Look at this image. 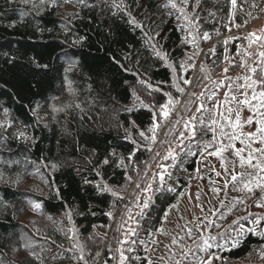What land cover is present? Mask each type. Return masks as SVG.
<instances>
[{"label": "trees", "instance_id": "obj_1", "mask_svg": "<svg viewBox=\"0 0 264 264\" xmlns=\"http://www.w3.org/2000/svg\"><path fill=\"white\" fill-rule=\"evenodd\" d=\"M167 2L0 0V264H118L122 255L121 264H151L156 235L169 226L196 259L161 264H200L205 240L211 264H264V235L248 228L229 242L247 212L264 209L255 183L251 192L227 183L211 224L224 226V236L190 244L193 234L182 230L184 193L214 145L216 125L205 134L213 116L228 175L234 164L238 178L254 171L239 167L221 128L231 136L227 109L239 104L232 97L248 76L244 29L262 16L264 0ZM225 69L231 77L216 110L215 78ZM192 116L203 123L191 120L195 134L187 131L174 159L162 158L176 124ZM154 170L150 200L124 240L130 199ZM211 176L202 178L209 186Z\"/></svg>", "mask_w": 264, "mask_h": 264}, {"label": "rangeland", "instance_id": "obj_2", "mask_svg": "<svg viewBox=\"0 0 264 264\" xmlns=\"http://www.w3.org/2000/svg\"><path fill=\"white\" fill-rule=\"evenodd\" d=\"M245 30L246 32L243 36L248 41V48L244 57L243 69L248 74V76L246 77L247 79L245 78L237 84L234 96L236 101H239V104H236V102L234 103V105L231 107L232 111H228L226 119L228 121V125L229 123L231 124V126H229L231 136L237 137L236 139H232L233 146L236 148V150L243 149L244 151L242 155L247 156L249 145L252 149L264 148V144H260L258 142L261 136V133L258 131L260 128L258 121L264 119V106L260 105L259 93L264 91V86H260L259 84L250 86L252 85V80L257 78L256 74L251 71L253 68L256 69V72L258 70L257 74L264 75V72H262V69H264V64L261 63L260 57V53L264 52V12L254 25H252L248 30L244 29V31ZM253 33L254 36L251 35ZM233 34L234 33H231L229 35L232 36ZM256 37H261L262 39L257 40ZM230 77L231 76L225 73L224 70L221 76L215 78L218 80V82L215 83V89L217 90L218 96V105L216 106V110H220L223 105L226 93L225 89L227 87L226 82ZM245 98H247L248 103L243 102ZM168 117H170V115ZM172 117L173 115L170 117V119H172ZM237 117H239L238 120ZM218 119L219 118H217V124L215 126L216 137L214 139V145L208 152L203 154L200 160L199 168L195 174L194 182L188 188V190H186L183 197L182 206L186 215L188 216L189 223V226L185 224V227H182L183 233L185 235H189L190 226H195L196 228V232H191L194 237L189 241L190 244L197 243V241L203 236L208 238L211 237L212 239V237H221L222 235L224 236L227 232L224 226H211L212 222L214 221V213L222 199L225 187L227 183L231 181V174L228 175V172L223 170V166L228 170L229 164H231V162L228 161V164L226 162L227 160L222 155L221 157L209 155L210 152H214L220 147L217 136V132L220 128ZM249 120H251L250 123ZM187 131L184 128V124L181 126V123H177L174 127V130L171 132L169 139L167 140L170 141V139H172L171 144H167L163 147V149L160 151V156L162 158L166 157L169 151L175 154L177 149L190 136V133L188 134ZM180 133H184L183 139L180 138ZM249 133H254V135L249 138ZM174 134L178 135L173 137ZM241 141H244V143H241ZM260 155L261 154L259 152H255L256 158H260ZM221 158H223V166L221 165ZM147 173L148 174L144 175L142 183L138 186L132 199H130L128 208L132 209L131 212L125 214L124 218H122L123 230H125L123 237L124 240L127 239L134 231L135 219L138 213L143 211V209L146 207L145 205H147L150 200L152 191L151 184L154 179L155 170ZM209 173H212L213 175L210 177L212 178L213 186H209L205 180L202 179L209 177ZM217 173H220V175H217ZM213 189H218L219 191L214 192ZM132 205H134L133 208ZM252 213V211L247 212V214L242 217V224L229 233L230 243L234 244L235 241L239 240L241 235L248 228H251L254 233L264 235V226H262L264 225V209L255 211L254 214ZM177 218H179L178 215L174 217L171 216V219H175L176 222H179L180 218L179 220ZM169 227V229L159 231L156 235L157 239L161 241L159 244L160 248L157 250V254L154 258L152 257L154 252H152L151 255H148V257L151 256V258H147V261H149L151 264H161V262H163L161 259H164L167 262L177 263L178 260L176 258L181 256H184V259H189L190 261H193L194 258L196 259L194 254L190 255L188 253L190 248L184 247L182 250L179 249V236L176 234L179 233L177 231V227ZM226 245V242L222 243V246ZM202 249L203 257L200 261L203 260L205 261V264H207V261L210 260V254L208 253V249H210V247H206L203 244ZM118 261V264H121V258Z\"/></svg>", "mask_w": 264, "mask_h": 264}, {"label": "snow or ice", "instance_id": "obj_3", "mask_svg": "<svg viewBox=\"0 0 264 264\" xmlns=\"http://www.w3.org/2000/svg\"><path fill=\"white\" fill-rule=\"evenodd\" d=\"M32 2L34 3V0H32ZM184 2H186V0H184ZM40 3L43 4L45 3V0H40ZM233 5L235 6L236 4V0H232ZM171 7L173 9H175L177 7L176 3L174 2V0H168L167 3H165L163 5V7L168 8ZM130 23H132L135 26H140L138 24V22L135 19L130 20ZM254 36V33L251 34ZM257 40L262 39L261 37H256ZM251 42V41H250ZM155 55L160 58L161 60L166 59L165 55H162L161 52L159 51H155ZM260 57H261V63L264 64V52L260 53ZM254 74H256V69L253 68L251 70ZM225 72H227V69H225ZM262 72H264V69H262ZM247 79V78H246ZM185 83H190V81L185 80ZM259 84L260 86H264V75L261 74H257V78L255 80H252V85L250 86H254ZM179 91H182V89H178ZM255 98V97H254ZM233 100H235V97H232ZM259 100H260V105L264 106V91H261L259 93ZM244 103H248L247 98H245V100L243 101ZM174 103V101L172 100V98H169V104ZM203 106L201 105V108ZM162 111L164 109L168 108V105H162L161 106ZM199 110V109H198ZM5 111V115H7V109L4 110ZM227 111L231 112V108L227 109ZM163 115L165 116V118H167V116L169 115L168 111H163ZM221 118L224 119L225 117H223V114H221ZM196 119H200V122L203 123V120L201 118H197L195 116L190 117L188 122H185L184 124V128L185 130H191L193 132V134H195V125L191 124V120H196ZM239 119V117H237V120ZM251 122V120H249V123ZM258 123L260 124V128L258 129V131L261 133V136L258 140V142L260 144H264V119H261L260 121H258ZM217 124V121L215 119V117L213 116L211 119V124L209 125V127L207 129H205V134H207V131L209 130H213L214 126ZM2 126V125H0ZM11 126V125H9ZM229 126H231V124L229 123ZM155 127H158V125H154V129ZM153 129V130H154ZM144 133H141V136H143ZM180 138L183 139L184 137V133H180ZM221 135L222 136H228L229 139H236V136H229V134L225 133L223 131V128H221ZM254 135V133H249L248 136L249 138H251ZM213 140L215 139V132L213 130ZM153 142H155V136L152 137ZM241 143H244V141H241ZM232 145H228V147H231ZM249 151H248V155L244 156L242 155L243 153V149H239L235 151V156L238 158V164L239 167L241 169H252L254 171H245V172H241L240 176L238 178V176L235 174V164L233 165V172L231 174V180L234 182V186L235 183L239 180V182L242 184L243 189H247V191L251 192L252 191V186L255 183L256 187H260V188H264V148H256V149H252L251 146L249 145ZM226 150V148L224 146L219 147L218 149H216L214 152H210L209 155H215L217 157H221V154ZM255 152H259L260 158H256L255 157ZM157 155H159V153H157ZM175 158L174 154L169 151L168 155L165 157V159L167 158ZM253 160H255L256 162L253 163ZM104 163H108L107 160L104 161ZM221 165L223 166V158H221ZM225 171H228L227 169H225ZM217 175H220V173H217ZM161 179H163V177H161ZM139 185H137L138 187ZM107 191H110V189L107 188V186H105V189ZM214 192H218V189H213ZM115 195V193H113ZM122 199V197H121ZM147 206V205H145ZM36 208H40L39 204L35 205ZM191 235V230H189V236ZM211 239V237L209 238ZM175 242V241H173ZM204 244L206 247H211L210 244H208V240L204 241ZM83 257H81L82 259ZM39 259V258H38ZM124 257L123 255L121 256V261H123ZM41 264H43V261L41 260ZM200 264H205V261H200ZM207 264H211V260L207 261Z\"/></svg>", "mask_w": 264, "mask_h": 264}]
</instances>
